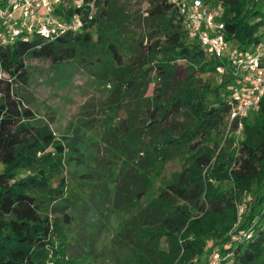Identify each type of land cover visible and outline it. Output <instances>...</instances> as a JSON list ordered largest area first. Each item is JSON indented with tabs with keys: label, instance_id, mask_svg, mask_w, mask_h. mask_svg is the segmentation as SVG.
<instances>
[{
	"label": "trees",
	"instance_id": "trees-1",
	"mask_svg": "<svg viewBox=\"0 0 264 264\" xmlns=\"http://www.w3.org/2000/svg\"><path fill=\"white\" fill-rule=\"evenodd\" d=\"M77 1L63 10L65 16L85 17L91 4V18L80 31L52 39L21 34L0 44V264H45L50 250L60 264L77 211L92 195L87 152L95 141L61 146L47 129L34 127L29 101L20 92L29 77L26 61L67 63L101 78L114 96L109 116L122 105L125 118L107 142L121 162L109 173L112 209L127 211L141 201L167 162L194 154L227 123L235 82L224 78L210 85L219 60L202 52L173 3L148 0L143 11L148 24L140 36L121 0ZM260 7V0H214L209 9L221 13L225 41L236 39L243 51L264 27ZM241 130L234 149L228 139L216 155L194 157L118 231L115 241L132 251L135 264H151L145 252L154 256L159 237L166 239L169 254L164 253L175 264L197 258L210 264L214 251L219 264H264V96ZM50 146L54 152L44 153ZM69 164L81 171L64 169ZM21 170L27 173L19 176ZM238 205L247 209L228 235Z\"/></svg>",
	"mask_w": 264,
	"mask_h": 264
},
{
	"label": "rangeland",
	"instance_id": "rangeland-1",
	"mask_svg": "<svg viewBox=\"0 0 264 264\" xmlns=\"http://www.w3.org/2000/svg\"><path fill=\"white\" fill-rule=\"evenodd\" d=\"M147 1L121 0L119 4L127 14L134 16V22L139 25L140 36L141 30L148 24L143 13ZM202 1L209 9L214 0ZM260 3L261 12L264 14V0H260ZM220 14L219 12V19ZM258 30L262 31L264 27H259ZM145 39L144 41L147 42ZM260 41L264 44L262 37ZM237 47L238 42L236 39L230 38L225 41V51L221 54V58L224 59V72L223 74H212V79H209L211 86L218 84L220 79L235 80L229 71L228 65L229 60L239 52ZM243 54L246 55L247 53L244 52ZM142 60L147 62L144 59ZM25 64L28 67L29 77L27 85L20 92L29 101L26 106L33 114L34 127L37 130L47 129L61 146H67L73 140L79 145L82 141H95L89 152H87L90 163L89 168H87L91 171V182L88 187L90 189L89 193L92 195L77 211L73 226L66 235L67 242L60 264H135L134 257L133 260L129 259L132 251L122 246L120 248L115 241L118 231L135 218L141 209L170 184L180 172L187 168L194 157L202 155L206 151H212L216 155L219 148L224 146L223 142L228 139H231L230 148L234 149L237 146L236 141L242 138V130L238 135H235L225 123V125L211 133L194 154L182 161L167 162L159 179L141 201L135 203L127 211H123L122 208L112 209L110 206L112 175L109 176V173L112 170L115 172L121 162L117 152L115 156H111L107 142L112 139L111 134L114 133L115 135L117 131V121L125 118V112L123 110L119 111L122 105L116 111L112 110L109 116V107L112 109L115 107L111 88L103 79L94 75L90 76L77 67L67 63L51 65L48 61L42 59L28 60ZM151 87L152 83L148 86L147 94L150 93ZM229 87H231V83ZM255 109L257 107L248 112V121L253 118ZM104 123H110L111 128L108 131ZM52 152H54L52 146L44 151V153ZM81 168V166L75 168L69 164L64 169L81 171ZM114 172L111 173L114 174ZM26 173L24 170L18 171L19 176ZM245 208L247 209L245 205L236 207L235 220L227 232L228 235H232V232L238 227L241 222V214L246 210ZM53 247L57 248L56 246ZM215 247L218 248V245ZM157 248L158 250L155 249L152 258L148 256L150 252H145L149 263H176L174 259L165 254H169V246L164 237L158 238ZM54 251L50 250L51 254H46L45 264H55L57 256ZM160 253L164 255L160 256ZM184 264H200V260L197 258Z\"/></svg>",
	"mask_w": 264,
	"mask_h": 264
},
{
	"label": "built area",
	"instance_id": "built-area-1",
	"mask_svg": "<svg viewBox=\"0 0 264 264\" xmlns=\"http://www.w3.org/2000/svg\"><path fill=\"white\" fill-rule=\"evenodd\" d=\"M183 18L189 33L194 36L202 52L218 59L216 72L223 74L225 51L223 24L215 8L208 9L202 0H169ZM77 0H0V44L13 42L21 34H38L47 39L67 32H78L90 20L92 7L88 5L85 17L73 13L65 16L64 10ZM61 9L62 13H57ZM258 41L229 60L230 73L235 79L233 102L227 114V126L238 135L248 112L257 107L264 96V30L256 33ZM247 54L244 55L243 53ZM241 68V69H240ZM217 251L212 252L210 264H219Z\"/></svg>",
	"mask_w": 264,
	"mask_h": 264
}]
</instances>
